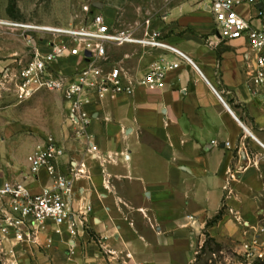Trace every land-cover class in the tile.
<instances>
[{
	"label": "crops",
	"instance_id": "0c3cea01",
	"mask_svg": "<svg viewBox=\"0 0 264 264\" xmlns=\"http://www.w3.org/2000/svg\"><path fill=\"white\" fill-rule=\"evenodd\" d=\"M184 1L196 5L161 8L162 19L150 24L187 58L136 44L111 49L113 61L135 78L163 53L181 66L168 73L161 90L138 87L132 96L89 106L98 158L84 139L73 137L64 104L67 124L56 128L66 147L60 169L67 172L70 161L85 165L74 205L81 200L93 210L77 234L67 226L58 234L49 224L41 245L15 244L18 264H193L208 237L220 247L242 238L241 221L264 232V100L250 82L248 43L221 40L212 14ZM75 62L56 67L70 74ZM10 63L0 59V75ZM54 104L47 106L56 116ZM51 119L63 122L58 115ZM30 164L21 174L10 162L0 184L25 180L33 192L49 185L47 170L32 176Z\"/></svg>",
	"mask_w": 264,
	"mask_h": 264
},
{
	"label": "built area",
	"instance_id": "2783aa9c",
	"mask_svg": "<svg viewBox=\"0 0 264 264\" xmlns=\"http://www.w3.org/2000/svg\"><path fill=\"white\" fill-rule=\"evenodd\" d=\"M215 19V30L221 40H245L252 60L250 82L264 100V0H194ZM262 5V6H261ZM88 17L80 24L41 25L31 22H6L27 33L29 58L20 67L8 66L0 75V90L12 92L19 102L39 92H54L62 96L67 110V121L72 135L85 140L87 152L98 158V147L90 128L93 116L89 106L119 96H132L138 87L161 90L166 87L167 75L181 66L171 61L166 53L155 59L149 71L140 78L132 77L123 65L113 61L111 49L128 44L153 50H163L187 58L177 47L169 44L161 33L146 22L143 33L138 27L118 28L111 25L104 14L85 6ZM31 33H45L46 41H37ZM90 54V55H88ZM76 59L74 71L66 74L57 63ZM66 155L63 142L52 134L41 138L33 150L30 174L38 176L46 169L51 183L33 192L25 180L7 179L0 184V259L2 264H18L15 244L41 245V235L48 225L55 232L63 228L77 234L78 226L93 208L81 200L74 205L75 182L85 174V165L69 162L63 172L61 162ZM235 175L231 174L230 181ZM230 183L227 184V189ZM250 226L249 223H245ZM261 231L244 244L246 257L257 258L249 264L264 260V240ZM10 247H5V243ZM52 238L46 240L50 247ZM112 254V251H108ZM258 262V263H257ZM123 264H144L124 261Z\"/></svg>",
	"mask_w": 264,
	"mask_h": 264
},
{
	"label": "rangeland",
	"instance_id": "374dc122",
	"mask_svg": "<svg viewBox=\"0 0 264 264\" xmlns=\"http://www.w3.org/2000/svg\"><path fill=\"white\" fill-rule=\"evenodd\" d=\"M186 3L188 2L184 0H0V59L11 60V67H20L21 63H26L29 58L27 33L5 24L6 22L60 26L80 24L88 17L89 14L84 8L89 6L92 11L98 9L115 27L141 29L147 21L155 24L162 19L161 8H174ZM188 4L196 5L194 2ZM30 35L37 41L49 39L45 33L30 32ZM4 93L5 97L4 94L0 97V171H8L11 168L10 162H14L18 173L22 174L29 168L28 162L36 143L48 134L59 137L57 126L65 128L66 119L61 111L64 102L54 92H40L23 102H19L12 92ZM53 103L54 107L60 110L56 116L53 109L47 106ZM57 115L60 121L63 120L60 125L51 119V116L55 118ZM240 223L246 228L242 238H230L220 243L221 247L211 242L205 251L199 250L193 264L256 262L257 258L248 259L243 249L244 244L251 240L256 231L251 225L246 226L244 221ZM262 239L264 240V235ZM260 261L264 260H258Z\"/></svg>",
	"mask_w": 264,
	"mask_h": 264
},
{
	"label": "trees",
	"instance_id": "16d2710c",
	"mask_svg": "<svg viewBox=\"0 0 264 264\" xmlns=\"http://www.w3.org/2000/svg\"><path fill=\"white\" fill-rule=\"evenodd\" d=\"M221 213H222V212H220V213L216 216V218H214L213 220H211V221L208 223V225L214 223L215 221H217V219H219V218L221 217ZM211 240H212V239L208 237V239L206 240L205 245L202 247V250H203V251H205V249H206L207 247H209V244H210ZM259 264H264V261H260Z\"/></svg>",
	"mask_w": 264,
	"mask_h": 264
},
{
	"label": "water",
	"instance_id": "95a60500",
	"mask_svg": "<svg viewBox=\"0 0 264 264\" xmlns=\"http://www.w3.org/2000/svg\"><path fill=\"white\" fill-rule=\"evenodd\" d=\"M262 6V5H261ZM88 55H90V54H88Z\"/></svg>",
	"mask_w": 264,
	"mask_h": 264
}]
</instances>
